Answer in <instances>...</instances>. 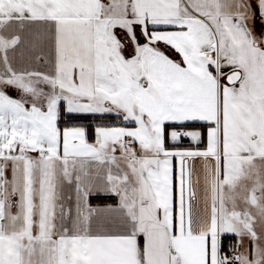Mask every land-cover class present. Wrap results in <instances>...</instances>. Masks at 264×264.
<instances>
[{
	"label": "snow or ice",
	"instance_id": "snow-or-ice-1",
	"mask_svg": "<svg viewBox=\"0 0 264 264\" xmlns=\"http://www.w3.org/2000/svg\"><path fill=\"white\" fill-rule=\"evenodd\" d=\"M0 264H264V0H0Z\"/></svg>",
	"mask_w": 264,
	"mask_h": 264
},
{
	"label": "trees",
	"instance_id": "trees-1",
	"mask_svg": "<svg viewBox=\"0 0 264 264\" xmlns=\"http://www.w3.org/2000/svg\"><path fill=\"white\" fill-rule=\"evenodd\" d=\"M115 120L109 121V123H114ZM72 123H82V124H90L92 123L90 120H82V121H73ZM63 126V124H62ZM89 142H93L94 141V133L93 130L91 128H89ZM185 146H187V143L185 144ZM114 201L112 200H103V199H97V198H91L90 199V203L92 205H103L106 203H113ZM232 243H235V240L231 241ZM229 243L228 240H225V244L227 245Z\"/></svg>",
	"mask_w": 264,
	"mask_h": 264
},
{
	"label": "crops",
	"instance_id": "crops-1",
	"mask_svg": "<svg viewBox=\"0 0 264 264\" xmlns=\"http://www.w3.org/2000/svg\"><path fill=\"white\" fill-rule=\"evenodd\" d=\"M259 33H260V27H259V25H257V34L259 35ZM173 58H175V57H173ZM114 123H117V122L114 121ZM65 193L67 195H73L74 196V191H73L71 186H67V185L65 186ZM68 203H72V201H69ZM92 206L95 207L97 205H92Z\"/></svg>",
	"mask_w": 264,
	"mask_h": 264
},
{
	"label": "rangeland",
	"instance_id": "rangeland-1",
	"mask_svg": "<svg viewBox=\"0 0 264 264\" xmlns=\"http://www.w3.org/2000/svg\"><path fill=\"white\" fill-rule=\"evenodd\" d=\"M12 95H16V93H11ZM248 245H247V241H245V247H247ZM240 250H243V249H240Z\"/></svg>",
	"mask_w": 264,
	"mask_h": 264
}]
</instances>
